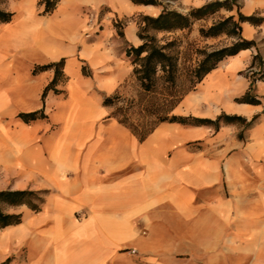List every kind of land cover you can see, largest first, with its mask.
<instances>
[{"label": "crops", "instance_id": "obj_1", "mask_svg": "<svg viewBox=\"0 0 264 264\" xmlns=\"http://www.w3.org/2000/svg\"><path fill=\"white\" fill-rule=\"evenodd\" d=\"M8 0L0 24V192H43L0 230V264H264V0H241L254 45L228 57L143 141L106 99L133 83L141 19L169 0ZM215 0H179L186 8ZM226 1V0H219ZM90 28L92 30H90ZM87 34L90 37H87ZM64 62L54 89L53 68ZM250 94L259 104L239 103ZM43 112L25 123L20 114ZM241 122H216L220 116Z\"/></svg>", "mask_w": 264, "mask_h": 264}, {"label": "trees", "instance_id": "obj_2", "mask_svg": "<svg viewBox=\"0 0 264 264\" xmlns=\"http://www.w3.org/2000/svg\"><path fill=\"white\" fill-rule=\"evenodd\" d=\"M145 4H154L155 1H140ZM44 6V14L52 13L58 4V0H41L40 3ZM236 12V16L232 15L227 17L218 23L211 26L208 30L203 29L201 31L202 37L205 39L216 38L222 35L229 37H237L236 42L229 48H223L215 50L204 56V59L200 62L198 67L189 72L191 77L192 88H195L210 72L215 70L219 64L228 57L236 56L240 51L251 48L254 43L246 41L242 38V23L252 22L257 24L260 22L259 19L253 17L244 16L241 13V7L239 0H226L219 1L215 0L205 4L202 7L192 9L187 15L180 14L176 11L164 10L163 13L157 18L145 17L143 18L144 27L141 28L140 39L142 40V46L138 48H131L128 52L130 57H134L132 63L134 65V75L140 80L141 87L146 92H150L155 86V82L158 78V73H163L166 82L175 86L176 76L178 72V66L175 58L167 53L166 46H160L154 36L149 35V31L153 30L156 32L171 33L177 31L190 30L191 27L197 21L207 20L211 17L218 15L221 11ZM13 18V14L0 9V24L9 23ZM64 62L49 66H37L34 73H38L47 69H58L63 67ZM253 69L258 68L259 72L253 73V82L264 80V60L259 55L255 56ZM60 81V74L56 70L54 80L46 88L43 97L47 95V92L54 89ZM182 96L177 99H172L169 102L170 111L180 103ZM120 97L106 99L105 104L115 108L114 115L121 125L123 124L129 128L140 141H143L156 127L148 131H141L138 126L133 125L128 119H122L119 109H116L115 102L119 101ZM239 103L248 104H259L260 101L251 97L247 94L245 97L238 99ZM161 118V123L168 121H177L181 118L168 116ZM19 117L25 123H31L38 119H44L46 116L43 112H34L29 114H20ZM182 120V119H181ZM220 121L225 123L241 122L245 125L250 126L251 123H246L243 118L230 117L226 115L220 116L216 122L208 120L198 121L206 124H216ZM43 192L34 191H2L0 192V230L11 226L18 225L22 222V215L8 214L5 212V208H17L21 206H27L32 211L38 212L41 210V206L44 203ZM7 264V263H5Z\"/></svg>", "mask_w": 264, "mask_h": 264}, {"label": "rangeland", "instance_id": "obj_3", "mask_svg": "<svg viewBox=\"0 0 264 264\" xmlns=\"http://www.w3.org/2000/svg\"><path fill=\"white\" fill-rule=\"evenodd\" d=\"M7 1L0 0V9L4 10L2 7ZM169 1L171 3L168 4V8L166 7L165 10L176 11L183 15H187L192 9L196 8H186L178 3L179 0ZM232 15L236 16L237 14L235 11L228 12L223 10L214 17L195 22L190 30L185 31L176 30L171 33L149 31V35L154 36L160 46H169L167 47V53L176 60L178 72L175 86L166 82L163 73L160 72L153 89L150 92H146L141 87L140 80L133 74V83L128 92L123 96H119L120 100L115 102L116 109H119L120 114H122L121 118L128 119L131 124L138 126L141 131H148L161 124V118L166 117V114L169 117L172 116L174 110L185 96L195 91L198 86L195 88L191 87L192 81L189 72L198 67L206 54L226 47L229 48L237 40V37H229L227 35L205 39L202 37L201 31L203 29L208 30L214 24ZM142 27H144L143 18L141 19L140 32ZM130 58L133 62L134 57ZM54 70L55 73L56 70L58 71L61 80L63 77L62 67ZM257 70L259 69L257 68ZM181 96L180 103L170 111L169 102ZM12 209L6 207L5 211L10 212Z\"/></svg>", "mask_w": 264, "mask_h": 264}, {"label": "built area", "instance_id": "obj_4", "mask_svg": "<svg viewBox=\"0 0 264 264\" xmlns=\"http://www.w3.org/2000/svg\"><path fill=\"white\" fill-rule=\"evenodd\" d=\"M90 30H92V29L90 28ZM87 37H90V35H89V34H87ZM256 72H259V70H257Z\"/></svg>", "mask_w": 264, "mask_h": 264}]
</instances>
